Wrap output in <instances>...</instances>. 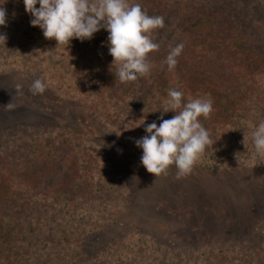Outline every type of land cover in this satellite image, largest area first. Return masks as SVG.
<instances>
[{"label": "trees", "instance_id": "trees-1", "mask_svg": "<svg viewBox=\"0 0 264 264\" xmlns=\"http://www.w3.org/2000/svg\"><path fill=\"white\" fill-rule=\"evenodd\" d=\"M130 3L164 17L165 26L153 33L160 48L149 54L152 67L147 77L123 84L115 79L109 71L113 58L104 29L91 40L73 39L68 48H56L54 40L31 26L23 0H0L7 14V26H0V34H6L5 44L0 42V75L20 73L41 79L51 93L82 108L103 133L141 155L135 140L147 134L146 125L155 121L159 126V109L169 89L182 91L185 102L210 98V117L199 119L212 143L194 166L218 172L264 166L251 139L252 130L264 121L261 2ZM181 42L185 47L170 72L163 61L170 47ZM174 115L168 112L164 119ZM128 191V181L118 179L98 144L73 127L33 124L7 127L0 133V243L20 239L23 232L35 237L61 226L78 230L82 238L107 220L115 221L126 208ZM150 247L146 248L153 262ZM136 248L134 256L145 251ZM178 255L172 253L168 264H174ZM187 264H264V222L236 238L196 249Z\"/></svg>", "mask_w": 264, "mask_h": 264}, {"label": "rangeland", "instance_id": "rangeland-1", "mask_svg": "<svg viewBox=\"0 0 264 264\" xmlns=\"http://www.w3.org/2000/svg\"><path fill=\"white\" fill-rule=\"evenodd\" d=\"M257 1L264 8V0ZM34 80L20 73L0 75V133L33 124L83 132L98 144L118 179L128 181L127 205L113 223L107 220L82 238L78 230L61 226L35 237L23 232L20 239L1 241L0 264H168L179 251L182 256H174V264H187L196 249L236 238L264 222L263 165L219 172L194 166L180 179L170 166L156 178L141 165L140 153L103 133L82 108L47 89L32 95ZM17 84L22 85L19 92ZM150 245L153 262L146 248ZM136 247L145 251L134 256Z\"/></svg>", "mask_w": 264, "mask_h": 264}, {"label": "clouds", "instance_id": "clouds-1", "mask_svg": "<svg viewBox=\"0 0 264 264\" xmlns=\"http://www.w3.org/2000/svg\"><path fill=\"white\" fill-rule=\"evenodd\" d=\"M23 4L25 12L32 17L31 26L39 27L45 39L54 40L56 48H68L73 39L91 40L95 33L104 29L108 33L109 55L113 58L109 71L115 79L123 84L150 75L149 54L160 48L153 33L163 28L165 22L162 16L149 15L140 3H130V0H23ZM6 19V9L0 7V26H7ZM0 42L5 44L6 34H0ZM184 47L182 42L170 47L163 61L168 71L175 70ZM15 87L19 92L22 85ZM46 87L44 81L35 79L29 92L42 95ZM183 97L182 91L169 89L159 109V126L155 121L146 125L147 134L135 140L136 146L142 149L141 165L156 178L166 175L170 166L175 167L177 179L187 176L212 143L199 119L210 117L212 100L189 98L185 102ZM7 107L11 109L14 105L9 102ZM168 112L175 115L164 119ZM144 122L143 119L140 125ZM251 139L255 156L264 158V121L252 130ZM245 140L244 136V145Z\"/></svg>", "mask_w": 264, "mask_h": 264}]
</instances>
